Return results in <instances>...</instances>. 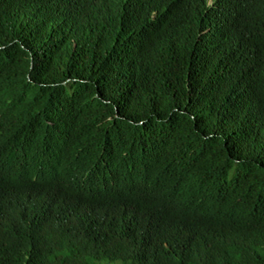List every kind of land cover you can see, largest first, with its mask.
<instances>
[{"label":"trees","instance_id":"1","mask_svg":"<svg viewBox=\"0 0 264 264\" xmlns=\"http://www.w3.org/2000/svg\"><path fill=\"white\" fill-rule=\"evenodd\" d=\"M0 264H264V0H0Z\"/></svg>","mask_w":264,"mask_h":264}]
</instances>
